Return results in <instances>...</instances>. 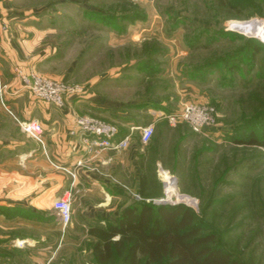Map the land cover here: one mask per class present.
<instances>
[{"label": "crops", "instance_id": "crops-1", "mask_svg": "<svg viewBox=\"0 0 264 264\" xmlns=\"http://www.w3.org/2000/svg\"><path fill=\"white\" fill-rule=\"evenodd\" d=\"M68 3L76 0H0V85L6 87L0 97V264H74L89 231L114 223L131 194L156 197L146 169L158 163L159 152L153 141L141 142L140 128L155 130L172 105L116 97V78L93 72L80 78L84 54L59 38L67 30L62 21ZM183 48L180 56L186 55ZM177 60L169 66L171 82L181 87L178 108L210 103L209 87L183 75ZM18 70L78 83L86 92L55 107L24 89ZM83 115L114 124L115 142L129 137L127 147L95 155L94 139L70 134L75 117ZM29 122L40 125V139L23 130ZM216 130L205 128L203 134ZM61 197L71 203L65 231L53 210Z\"/></svg>", "mask_w": 264, "mask_h": 264}, {"label": "rangeland", "instance_id": "rangeland-1", "mask_svg": "<svg viewBox=\"0 0 264 264\" xmlns=\"http://www.w3.org/2000/svg\"><path fill=\"white\" fill-rule=\"evenodd\" d=\"M232 1L243 0H76L63 7L68 18L62 26L67 30L59 38L84 54L80 78L90 72L116 78L112 85L119 89L114 91L116 97L169 102L172 114L179 111L181 87L171 82L169 61L178 58L181 69L202 65L252 39L238 32L243 30V22L264 19V0H253V6L240 11L233 8ZM108 16L112 26L106 24ZM203 29L205 34L188 47L187 39L197 37ZM221 31L228 36L208 42L213 32ZM231 35L240 39L233 41ZM182 47L185 56L177 53ZM263 58L256 54L252 70L243 65L241 73L234 75L233 88H220L217 72L201 84L209 87L211 102L207 105L217 114L215 134L196 133L188 124H171L166 118L157 125L149 142L159 152L158 163H147L146 169L156 197L142 199L137 194L147 203L183 205L204 215L218 230L222 243L241 252L249 264H264V149L236 144L230 135L243 119L264 110V73L258 77ZM145 62L151 67L140 68ZM169 178L175 184L174 195L196 203L194 207L186 205L189 202L176 204L175 196L169 197ZM161 200L164 202L159 203ZM93 242L91 236L83 240L74 264L92 263Z\"/></svg>", "mask_w": 264, "mask_h": 264}, {"label": "trees", "instance_id": "trees-1", "mask_svg": "<svg viewBox=\"0 0 264 264\" xmlns=\"http://www.w3.org/2000/svg\"><path fill=\"white\" fill-rule=\"evenodd\" d=\"M252 1H232L231 5L240 11L245 6H253ZM107 19L106 24L112 26L113 20L109 16ZM205 32L203 29L197 37L187 39L186 45L194 46ZM225 36L228 34L223 31L213 32L208 42H216ZM231 37V40L239 38L236 35ZM256 54L264 57V46L257 40L247 39L242 47L202 65L183 67L181 71L190 80L198 79L200 84L208 83V77L217 72L218 86L233 88L234 75L241 73L243 65L248 70L254 69ZM142 66L151 67L149 62L139 65ZM258 70L261 78L264 58ZM230 136L236 144L264 149V110L243 119L232 128ZM140 196L145 199L142 194ZM132 199L120 209L114 223L89 231V236L94 239L91 264H249L241 252L222 243L218 230L205 220L204 215L198 216L183 205H155Z\"/></svg>", "mask_w": 264, "mask_h": 264}, {"label": "built area", "instance_id": "built-area-1", "mask_svg": "<svg viewBox=\"0 0 264 264\" xmlns=\"http://www.w3.org/2000/svg\"><path fill=\"white\" fill-rule=\"evenodd\" d=\"M242 24H245L241 32L248 38H252L260 42L264 46V19L251 18ZM237 31L236 29H234ZM17 74L22 79V87L32 94V96L39 101L53 105L55 107H61L64 104L65 98H71L74 96H82L85 94V88L78 85L66 84L62 81L48 79L39 76L36 73H30L28 76L21 75V71L18 70ZM4 85H0V97L5 90ZM216 111L214 107L210 105H198L194 103H183L179 111L168 114L165 118L171 123L184 122L189 125L192 131L203 134L205 128L215 129L216 126ZM23 130L32 137L40 139L42 129L39 124L35 122H29L22 125ZM142 143H147L151 139L154 128L149 125L144 128H140ZM118 129L114 124H111L105 120H102L95 116L83 115L77 116L74 119L73 127L70 129L71 135H77L84 139H94L93 141V153L98 155L104 150H118L124 149L129 143V137H124L119 142H115ZM80 164V163H79ZM138 200H141L139 196L133 194ZM175 196V195H174ZM171 197V195L169 196ZM176 204L186 203L194 207L196 203L188 201L186 198L175 196ZM164 201H159L163 203ZM175 204V203H173ZM53 210L59 218L62 226V230L65 231L71 223V203L68 198H57L53 202Z\"/></svg>", "mask_w": 264, "mask_h": 264}, {"label": "bare ground", "instance_id": "bare-ground-1", "mask_svg": "<svg viewBox=\"0 0 264 264\" xmlns=\"http://www.w3.org/2000/svg\"><path fill=\"white\" fill-rule=\"evenodd\" d=\"M175 184H174V181L172 179H168V182H167V188H166V192L167 194L170 196H174V192H175ZM188 200V199H187ZM189 201V200H188Z\"/></svg>", "mask_w": 264, "mask_h": 264}]
</instances>
